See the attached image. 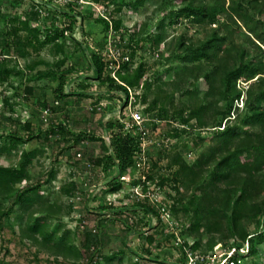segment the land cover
<instances>
[{"label": "trees", "instance_id": "trees-1", "mask_svg": "<svg viewBox=\"0 0 264 264\" xmlns=\"http://www.w3.org/2000/svg\"><path fill=\"white\" fill-rule=\"evenodd\" d=\"M146 1L122 0V3L124 6L137 8L143 6ZM174 5L168 16L170 24L188 21L195 25L209 24L217 28L197 42L188 41L182 36L178 42V53L174 56L183 63L181 71L194 72L197 70L199 72L202 82L207 85L205 93L208 97L207 101L194 107L176 108L174 114L170 115L166 104L168 100L173 104L174 97L168 98L167 95L162 97L159 92L156 98L144 108V112L150 114L162 103V117L164 118L160 121L165 122L162 125L174 121L179 123V126L174 127L173 137H179L182 133H190L186 127L195 121L192 129L198 130V133L193 138V144L198 146L207 142L206 148L192 163H189L185 156L176 149L171 155L168 167L175 171L171 179L162 177L160 185H164L166 181L173 183L172 187L178 198L170 204L168 210L174 217L180 212L187 215L185 220L176 224V228L181 230L180 236L185 240L180 242V236L176 234L174 224L164 233L167 234L168 239L173 238L177 243V250L181 253L179 254L180 264L187 263L189 252L207 258L218 243L226 252L236 249L232 260L237 264H264V0H175ZM68 9L63 13L67 19L65 28L54 34L48 32L43 45L65 37V33L73 34L77 16L80 14H76L72 3L68 4ZM117 9L121 10V8ZM35 14L37 17L39 12ZM16 19L12 18L10 21L13 22ZM1 21L2 15L0 14V26ZM30 21L31 18L21 20V27L3 32L0 42L2 55H8L11 47L15 45L21 57L29 56L30 51L24 50L26 44L22 39L17 37L11 41L9 36L18 35L21 29H30L38 35L39 30L32 28ZM101 21L107 30L110 27L118 30L122 25L121 20L106 18ZM228 22L237 25L240 29L242 27L249 29L253 35L250 41L259 53H250L245 46L237 47L232 38L233 30L221 36V31L227 27ZM158 26L160 29L164 27V19ZM36 35L35 38L38 39ZM136 35H138L137 32L132 35L131 39L136 40ZM74 41L104 90L91 91V84L86 80L92 76L82 78L84 82L77 90L69 87L74 79L72 74L75 69L71 66L62 68L61 63H64V60L58 63L57 69L38 72L30 78L27 76L26 80L49 78L55 83L52 86L53 103L41 101L39 104L42 110L49 109L50 112H54L56 108L61 107L59 105L70 101L71 95L96 98L92 101L93 110L91 111L102 113L98 123L102 133H97L92 128L75 130L67 118L68 120L62 119L60 122L49 123L45 131L40 127H34L33 121L28 120L23 124V133L15 129L0 136L4 139L3 143H0V228L6 224L11 225L12 228L18 225L22 238L37 244L39 250L70 258L73 264H122L129 254L136 256L132 264H146V257L156 261V264H167L165 259L150 258L142 251L132 248L128 242V236L131 230L138 231L139 225L133 220L130 222V218L123 219L126 231L122 238V247L107 254L101 251L103 245L109 241L106 228L110 222L114 221V218L112 219L109 215L111 211L117 214L127 209L134 210V212L139 209L157 216L161 221L162 212L167 210V206L155 207L139 200L131 207L115 208L111 205H102L98 208H91L89 202L93 198L89 194L84 206L88 212L96 214L97 219L94 225L96 231L94 232L88 226H83L82 229L83 218L79 219V226L73 231L70 229L62 231L61 223L55 228L52 224V220L62 221L60 208L48 199H44L43 194L40 193L41 186L55 177L54 170L50 172L46 182L41 180L36 184L31 183L30 167L44 153L43 143L40 142L33 149H23L18 162L4 163L2 160L12 154L14 149H19V146L29 143L33 138L39 139L44 134L43 141L46 144L53 142L58 145V148L63 147L60 154L64 155V159L69 161L70 165H74V171L85 169L87 164L93 165L96 170L101 168L104 174L110 169L117 171L118 174L113 175L112 181L108 183V193L119 191L122 187L119 178L127 170L136 168V162L142 152L143 132L135 124L129 127L126 121L118 116H112L105 121L107 107L102 106L101 101L106 95H123L124 102L122 103L125 107L129 102L132 104L138 101L147 103L148 91L154 83L146 76L145 64L141 63L131 70L136 51L133 48L131 52L119 53L122 59L124 57L128 59L122 62L112 60L109 63L105 61L102 52L89 53L84 42L76 39ZM151 41L153 45L162 43L163 34H155ZM29 44L32 43L29 42ZM58 47L61 49L63 46ZM117 64L118 68H116ZM113 68L115 76L111 72L105 74L107 69ZM180 70L177 75L180 74ZM12 71L21 74L19 70L9 68L3 58L0 61V81H8ZM217 79L220 81L219 84L215 83ZM249 81L250 85L246 88L245 105L239 113V106L234 104L243 92V89L239 88V83ZM140 88H142V93L136 90ZM132 89L136 90L133 95L131 94ZM23 92V97L29 99L34 88L26 85ZM183 94L193 95V92L186 89ZM131 97L134 101H131ZM215 97H219L218 100H211ZM4 100L6 104L10 103L9 96H4ZM113 112L110 111V113ZM232 115H234L233 118ZM150 124L154 128L158 127L156 121L149 123V126ZM207 128L210 131L209 135L202 136L201 131ZM105 134H108L110 144ZM93 141L100 143L101 152L98 154L90 150L89 144ZM62 142L63 144L60 145ZM78 152L84 155L78 158ZM147 178L154 180L150 175ZM146 183L145 181L143 184V191H147ZM61 190L72 200L73 196L79 192L77 181L68 183ZM8 199L11 203L5 204ZM36 203L40 205L39 208H35L22 224L27 208L35 206ZM74 205L75 200L68 204L71 208ZM181 225L183 228H180ZM141 229L144 233L148 231L144 227ZM146 241L153 244L156 241L155 235L152 233L147 235ZM247 245L248 250L242 253L240 249ZM239 259L246 260L239 263Z\"/></svg>", "mask_w": 264, "mask_h": 264}, {"label": "rangeland", "instance_id": "rangeland-1", "mask_svg": "<svg viewBox=\"0 0 264 264\" xmlns=\"http://www.w3.org/2000/svg\"><path fill=\"white\" fill-rule=\"evenodd\" d=\"M69 3L74 4L76 14H80L77 16V24L73 34L68 35L65 33V37L43 45L42 43L48 32L54 34L67 25V19L63 13L69 10ZM174 3L175 0H147L143 6L134 8L124 6L122 0H0V14L2 15L0 42L3 38L4 31L21 27V20L31 18L30 26L39 30L38 35L30 29H21L18 35L9 36L11 41L19 37L26 44L24 50L30 51L29 56L26 58L18 54L15 45L11 47L8 55H2L3 51H1L0 47V61L4 58L9 68L21 72V74H17L12 71L8 81H0V136L6 135L15 129L23 133V124L28 120H32L34 127H40L43 131L48 128V124L51 122H60L62 119H69L71 127L75 130L92 128L97 133H102L98 125L102 113L91 111L93 107L92 101H95L96 98L71 95L70 101L59 105L61 107L56 108L54 112H50L47 115L48 121H45L43 118L45 115L44 110L40 108L39 103L41 101L53 103L52 86L55 83L49 78L31 81L29 79L26 80L27 76L30 78L31 75L33 76L38 72L57 69L58 63L64 60V63H61L62 68L71 66L75 69V72L72 74L74 79L69 87L77 90L79 85L84 82L83 79L85 76H92V78H87L86 80L91 84V91L101 92V90H104V87L94 77V71L89 68L74 39L84 42L89 53L102 52L105 61L109 63L112 60L122 62L123 59L119 53H123V51L131 52L133 48L136 51L131 70L138 67L141 63L145 64V69L147 70L146 76L154 83L148 91L147 103L138 101L131 105L129 102L125 107L122 103L124 102L123 95H106L103 96L101 101L102 106L107 107L105 121L112 118V116H118L130 126V109H139L144 117L142 130L147 132V134L142 139V152L146 155V164L127 170L122 175L123 177L121 176L119 178L122 186L119 191L114 193H108L107 191L109 188L108 183L112 181L113 175L118 174L117 171L110 169L108 173L104 174V171L100 168L95 170V172L85 168L79 169L81 174H78L74 171V165H70L69 161L64 159V155L60 154L62 153L61 148H63L60 145L63 142L59 145L60 148L53 142L46 144L43 141L44 134L41 135V138H33L29 143L19 146V149H14L12 154L4 157L2 160L4 163L8 162L13 164L14 162H18L23 149H33L40 142L43 143L42 147H45L44 153L30 167L31 183L36 184L41 180L46 182L45 180H48L50 172L54 170L55 177L41 186L40 193L43 194L44 199H48L60 208L63 216L62 221L52 220V224L53 228H55L61 223L62 231L65 229L72 231L76 229L79 226L80 218H83L89 226L95 225L97 219L96 214L88 212L84 206L85 199L89 197V194L93 198L89 202L91 208H98L102 205H111L115 208L123 206L131 207L134 202L139 200L155 207L167 206V210L162 212L161 221L158 220L157 216L149 212L145 213L139 209L136 212L127 209L117 214L111 211L112 213L109 215L112 216V219L114 218V221L110 222L106 228L109 241L101 248V251L107 254L119 250L122 247V238L125 236L126 231L123 219L130 218V222L133 220L139 225L138 231L131 230L128 236V242L132 248L140 252L142 251L146 256H150V258L165 259L167 264H180L179 256L181 253L177 250L175 240L173 238L168 239L167 234L164 232L168 231V227L171 228L170 226L173 224L176 228V224L185 220L187 215H183L180 212L174 217L168 210L170 204L178 198V195L172 187V181H166L164 185H160V181L162 177L166 179L172 178L175 169H170L168 164L175 149L181 152L189 163H192L198 154L206 148L207 142L198 146L193 144V138L198 133V130L192 129L195 121H192L186 127V130L190 133H182L179 137H173L174 127L179 126V123L174 121L173 123L162 125L165 124L164 121H160L161 118H164L162 117V103L150 114L145 113L144 108L156 98L159 92L162 97H165V95L168 98L174 97L173 104L169 100L166 104L170 115L174 114L176 108L194 107L201 102L207 101L208 97L205 95L207 85L202 82V78L199 77L201 76L199 72L197 70H194V72L189 70L181 71L180 68L183 63L175 59L174 56L178 53V42L182 36L188 41L192 40L197 42L204 39L217 28L209 24L195 25L188 21L170 24L168 16L175 6ZM117 8H121V10L118 11ZM37 11L39 15L36 17L35 13ZM12 18L17 19L11 22L10 20ZM106 18L121 20L122 25L120 29L114 30L110 27L107 30L101 21V19ZM162 19H164V27L160 29L158 25ZM227 24V27L222 29L221 36L233 30L232 38L237 47L245 46L248 52L259 53V50L250 41V38L253 39V35L249 29L244 27L240 29L237 25H233L230 22ZM135 32L138 35L135 36L136 40H132L131 37ZM157 33L163 34V41L158 45H153L151 40ZM35 35L38 39L35 38ZM29 42L32 44L30 45ZM60 45L63 46L61 49L58 47ZM15 65L17 67H14ZM118 66L117 64L116 68ZM179 70L180 74L177 75ZM109 72L114 75L115 69H107L105 74H109ZM215 83L219 84V79ZM26 85L33 86L34 88V92L29 99L23 97V90ZM249 85L250 81L239 83V88H242L243 92L241 93L240 99L234 102L235 106H239V113L242 112L243 105H245L246 88ZM140 89L136 90L142 93V88ZM186 89L192 90L193 95L183 94V91ZM136 90L132 89V92L134 93ZM4 96H9V104L5 103ZM218 98H211V100L216 101ZM110 111L114 112L110 113ZM164 116L166 115L164 114ZM233 117L234 115H232ZM153 121L157 122V128L152 127L151 124L149 126V123ZM160 125L161 127H159ZM223 125L224 122L222 123ZM209 132L208 128L201 131L202 136H208ZM105 138L110 144L108 134H105ZM3 140L0 138V143H3ZM89 146L92 152L95 151L96 154L101 152L98 141L91 142ZM149 175L153 176L154 180L147 178ZM72 181H77L78 191L86 194H82L76 198L73 208L68 206L72 200L64 195L61 190L63 186ZM145 181L147 182V191H143ZM9 203H11L10 199L5 201V204ZM39 206L36 203L35 206L27 208L22 224H24V221H26V218L33 210L35 208L38 209ZM84 221L82 222V229L84 228L83 226H86L83 225ZM142 227L148 229L147 233L142 231ZM180 228H183L182 225ZM180 231V229L176 228L178 237L180 236ZM151 233L155 235L156 239L153 244H149L146 241L147 235ZM184 240L180 236V242H184ZM247 248L248 245L243 246L245 252L248 250ZM211 252L213 253L211 254ZM209 255H214L213 259L217 260L214 261L211 259L209 260L210 262L207 261V264H223L227 259V253L220 243L214 246ZM135 260L136 256L129 254L125 257L122 264H132ZM145 261L146 264L157 263L147 257ZM7 263L73 264L70 258L39 250L37 244L22 238L18 225L12 228L9 224L0 228V264Z\"/></svg>", "mask_w": 264, "mask_h": 264}, {"label": "built area", "instance_id": "built-area-1", "mask_svg": "<svg viewBox=\"0 0 264 264\" xmlns=\"http://www.w3.org/2000/svg\"><path fill=\"white\" fill-rule=\"evenodd\" d=\"M124 59L126 60V59H128V57H124L123 60ZM113 76H115V74ZM131 94L133 95V92L132 91H131ZM132 100L134 101L133 97H131V101ZM130 104L132 105V102H130ZM49 113H50V110L49 109L44 110V114L45 115L43 116V118L45 119V121H48L47 115ZM130 119H131V124H130L129 127H132L134 124L137 125L138 126V129L141 132H143V136H142V139H143L144 135L147 134L144 130H142V126H144L143 113L139 109H130ZM142 151H143V147H142ZM77 156H78V158H81L82 157V153L81 152H78ZM145 156H146L145 153L144 152H141V154L139 155V158H138V160L136 162V167H140V166H143V165L146 164V157ZM86 169H88L89 171L93 170L94 172L96 170V169L93 168V165H90V164H87L86 165ZM79 171L80 170L78 169L76 172L78 174H81V172H79ZM80 195H82V194L80 192H78L75 196H73V199L72 200H76V198L79 197ZM83 225L89 226L88 224H86L85 221H84ZM89 227L92 228L94 232L96 231L95 226L90 225ZM240 251L242 253H245V251L243 250V248H241ZM235 252H236V249L235 248L234 249H231L228 252H226L227 253V259L225 260V262L223 264H237L235 261L232 260V257L234 256ZM213 256L207 257L208 259L206 260V258H204V256H202V255L193 254L192 252H189L188 253V261H187L186 264H207L208 263L207 261H209V260H211V259L214 258ZM213 260L215 261L217 259H213ZM238 262L239 263L242 262V259H239Z\"/></svg>", "mask_w": 264, "mask_h": 264}]
</instances>
